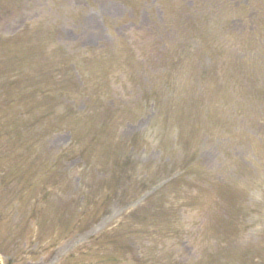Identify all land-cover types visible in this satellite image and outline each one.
Wrapping results in <instances>:
<instances>
[{
  "label": "rangeland",
  "instance_id": "374dc122",
  "mask_svg": "<svg viewBox=\"0 0 264 264\" xmlns=\"http://www.w3.org/2000/svg\"><path fill=\"white\" fill-rule=\"evenodd\" d=\"M0 0V264H264V0Z\"/></svg>",
  "mask_w": 264,
  "mask_h": 264
}]
</instances>
